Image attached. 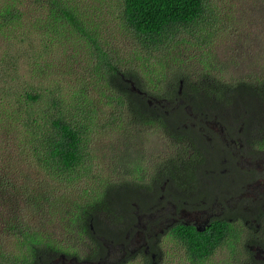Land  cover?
<instances>
[{
    "label": "trees",
    "instance_id": "obj_1",
    "mask_svg": "<svg viewBox=\"0 0 264 264\" xmlns=\"http://www.w3.org/2000/svg\"><path fill=\"white\" fill-rule=\"evenodd\" d=\"M26 1L35 11L44 12L43 17L36 18L33 14L34 19L27 23L22 10ZM113 1L120 9L114 14L131 37L134 52H139L131 53L128 60L106 48V42L98 36L97 25L84 22L86 15L80 10V0L0 3V35L8 37L15 31H23L28 33V40L38 31L40 36L57 44L66 39L71 48L77 41H84L90 56L87 74L85 70L76 74L81 57L72 52L65 61L61 57L57 63L32 62L42 84L29 85L19 92L10 85L0 87V105L6 96L12 99L5 101L9 111L0 113L3 116L0 131L13 124L19 128L17 152L9 153L7 159H14L16 154L19 158L26 155L38 171L50 178V183L34 180L18 167L22 183L15 190L8 178L3 179L6 182H2L3 186L21 197L11 194L4 201L0 199V237L4 236L8 244L13 239L8 250L0 245V264H64L79 254L76 245L85 241L95 261L100 251L102 255L108 251L106 241L116 233L124 236L127 228L137 223V210L149 211L148 194L158 198L163 186L179 185L186 195L191 194L190 190L208 186L214 193L225 190L229 198L240 196L247 180L240 175L230 180L222 172L223 165L232 167L237 160L223 142L225 139L233 142L240 127L250 136L253 132L249 125H258L256 136L261 139L248 140V155L255 158L258 151L264 150V78L223 83L210 71L208 76H213L216 84L201 89L200 82L192 79L190 69L181 66L170 69L162 56L156 59L154 54V50L161 49L169 52V44L179 33L203 21L208 9L209 14L214 13L205 0ZM64 52L62 55L67 56ZM157 63L168 69L161 76L152 67ZM69 75L75 79H71L74 85L67 79ZM15 79L17 75L0 72L1 83ZM219 123V129L212 126ZM152 124L164 129L181 149L177 160L162 163L155 177L147 182L152 175L129 154L132 149L126 152L122 147L133 146L136 140L144 141L146 146L145 127ZM97 127H110L111 132L124 137L118 140L120 145L109 157L125 165L123 170L105 175L96 168L88 148L89 134ZM1 150L0 144V153ZM85 178L89 180L81 185ZM90 183L94 187L87 188ZM207 191L200 196L204 201ZM221 198L216 207L223 214L215 216L205 231L183 222L173 232L174 244H180L188 256L198 258L199 262L227 241L232 243L233 236L242 233L258 237L255 226L237 222L242 216L251 218L249 209L253 204L241 199L240 208L229 207L225 197ZM3 202L8 212L3 210ZM187 202L192 200L184 201L183 209L194 208ZM263 216L264 210L253 214L258 220ZM51 226L58 227V231L49 229Z\"/></svg>",
    "mask_w": 264,
    "mask_h": 264
},
{
    "label": "rangeland",
    "instance_id": "obj_2",
    "mask_svg": "<svg viewBox=\"0 0 264 264\" xmlns=\"http://www.w3.org/2000/svg\"><path fill=\"white\" fill-rule=\"evenodd\" d=\"M1 1L3 0H0V3ZM205 1L209 4L210 9H213V15L209 14L208 9L205 21L200 20L191 29L179 33L175 40L169 44V52L166 49H161L160 51L154 50L156 59L162 56V60L167 61L170 69L176 66L190 69L194 74L192 79L200 82L201 89L207 84L210 87L216 84L214 83V77L208 76L210 71L221 79L223 83H235L239 80H262L264 78V0ZM112 2L114 1L112 0ZM28 4L27 1L23 2L24 7H22L24 19L28 20L27 23L34 19L33 14L36 18L43 17L44 12H37L34 10L33 5L29 6ZM116 5L115 2L111 3V0H80L79 2L81 12L86 15L84 16V22H91L97 25L98 36L106 42V48L111 53L125 57L128 60L131 53L139 52H134L135 48L131 37L124 32L122 20L117 18L113 12L120 11ZM35 7L39 6L35 4ZM27 38L28 33L23 31H15L8 37L0 35V72H9L17 75V79L15 80H2V83L0 80V87L10 85L19 92L29 85L42 84L43 82L31 66L32 62L43 63L44 61H49L50 63L54 61L57 63L58 58L62 57L63 61L67 60L68 57L70 58V55H73L72 52H76L75 54L76 56L78 55V58L81 57V64L77 67L76 74L83 73V70H85V73L86 70L89 71L88 58L90 56L87 53L89 50L84 41H80V43L77 41V45H74L72 49L66 39L64 43L57 44V41L52 40L51 42L45 36H40L38 31L34 34L32 33V36L28 40ZM63 51H65L64 54H67V56L62 55ZM30 56L31 58H29ZM152 61L156 60L152 59ZM152 67L160 73L159 76L168 70L167 68H162L158 63ZM57 75L59 76L60 73H57ZM72 76L75 77L74 74ZM73 77L71 75L67 76L70 83L71 79H74ZM85 77L89 80L88 75H85ZM78 78L80 79V77ZM71 84L74 85V83ZM5 101L10 102L12 99L9 96L5 97L4 103L0 105V113L9 111L10 109ZM0 116L2 115L0 114ZM11 121L8 119V122ZM210 123L213 124L215 122ZM212 126L219 129L221 124H214ZM145 128H148V135L145 138L146 146L144 141L136 140L133 146L129 148L123 146L122 150L127 152V150L130 151L132 149L129 154L139 160L147 173L152 175L146 179L147 182H150L153 179L152 177H155L154 174L158 173V169L162 163L179 158L177 153L180 151L181 145L169 137L164 129L154 124ZM111 131L110 127L107 129L97 127L92 134H89L91 139L88 148L89 154L94 158L96 168H99L100 172H103L105 175L119 172L125 167V165L121 166L120 163L115 162L116 160L109 158L112 152H116V146L120 145L118 140L124 139V137L117 135L118 133ZM240 131L235 133L237 137L235 136L234 141L236 143L227 141L225 144L234 152L235 158L247 160L243 152L247 151L248 140L261 138L256 136L254 132L249 136L248 131L244 129ZM17 137H19V128L14 124L8 125L7 129L3 128L0 131V144L3 149L0 153V199L2 197V201L13 194L12 190L3 186V183H6L3 179H9L13 190L22 183V173L16 171L18 167H21L22 170L24 169V172L34 180H47L50 183V178L43 171H38L35 163L31 158H27L26 155L19 158V154H16L14 155V159H7L9 153L13 154L17 152L15 151L17 150L19 140ZM113 141L115 143L111 144ZM7 143L9 146H7ZM118 155L124 157L122 154ZM240 155L242 157L239 159ZM255 167L259 168L260 171L255 184L261 189L264 186V159H262L261 164L255 165ZM252 169L253 166L245 167L246 171ZM88 180L89 178L83 179L81 185ZM89 187H94V183H90L87 188ZM255 191L256 188L250 186L245 194ZM3 193H5V196H1ZM14 197L21 196L19 193H16ZM3 210L8 212L5 202H3ZM59 217L61 218L63 215ZM49 229L58 231L57 229L59 228L51 226ZM12 240H9L10 243L8 244L5 242L4 236L0 237V245L6 246L8 250L13 245L11 244ZM84 244L76 245L79 252L76 256L81 258L82 262L92 261L93 254L91 253V248L86 246V241ZM175 246L178 247L173 241L167 240L163 243V249L167 250L166 256L170 259L166 264H184V261H186L184 259L185 256L182 254L184 253V249L177 250L182 251L180 252L181 256H179V252L175 253ZM13 252H15V247ZM106 256H108L106 258L107 261H113V258H117V254H113L110 248ZM235 256H237V253L231 254L229 248L224 245V247L214 252L209 262H205L204 264H239L240 259L238 260ZM73 261L72 259H68V261L65 260L64 262L72 264ZM126 264L138 263L130 260Z\"/></svg>",
    "mask_w": 264,
    "mask_h": 264
},
{
    "label": "flooded vegetation",
    "instance_id": "obj_3",
    "mask_svg": "<svg viewBox=\"0 0 264 264\" xmlns=\"http://www.w3.org/2000/svg\"><path fill=\"white\" fill-rule=\"evenodd\" d=\"M249 128L256 134L258 125L252 124L249 125ZM243 129L244 127L242 126L237 131ZM237 131L235 133H237ZM227 141L230 140L225 139L223 143L225 144ZM233 143H236V141L233 140ZM248 150L247 148V151L243 152L247 160H238L236 158L237 160L232 167H227L226 165L222 166V172L228 174V179L234 180V178L240 175L247 180L244 184L246 188L240 196H236L237 199H235L236 197H226L225 190L221 192L216 190L214 193L212 191L213 188H209L208 186V188L202 187L197 190H190V195L184 194L179 185H172L169 188L163 186L162 194L158 198L148 194L146 203L148 206H146L149 211L140 213L139 210H137L135 212L137 223L127 228L124 236H120L116 233L111 237L109 242L106 241V246H109L113 254H117V258H113V261H107V252L105 255H102L103 252L100 251V255L98 254L99 256L95 261L82 262V260L79 261L78 258L73 255V257L70 258L74 260L72 264H126L127 261L130 260L138 264H166L170 259L166 256L167 250L163 249V243L167 240H175L173 232L176 226L184 222L196 226L199 231H205L214 222V218L221 217V214H223L222 211L218 210L216 207V205H218L217 200H219L221 196L223 198L225 197L226 202L230 204L229 207L236 208H240L241 199H248L253 204L252 208L249 209L251 218L246 219L242 216L236 221L242 222L244 225L250 227L255 226L258 231V237L255 236V234L241 233L238 234L236 238L233 236L231 240L232 243L227 241L224 245L229 248L231 254L237 253L235 257H237L238 260L240 259L239 264H264V216L259 220L258 218H253L254 212L258 213L259 210H264V186L260 189L255 184L260 174L259 168H256L255 165L258 166V164H261L262 159H264V150L258 151V155L255 158L252 157V155H248ZM241 157L242 155H240L239 159ZM250 166H253V169L246 171L245 167ZM250 186L256 188V191L245 194ZM206 189H208V196L204 201L200 196L206 193ZM188 198H190L192 202L187 203L194 206L191 210L182 208V203L188 201ZM130 223L134 222L130 221ZM174 242L176 243V241ZM179 242H181V240H179ZM224 245L218 247L216 250L224 247ZM178 247L175 246V253L177 254L179 252V256H181L180 252L182 251L177 250L183 248L180 244H178ZM182 254L185 256L184 259H186L184 264H204L205 262H209L214 253L202 262H199L198 258H194L191 255L188 256L185 251ZM64 264H70V262H65Z\"/></svg>",
    "mask_w": 264,
    "mask_h": 264
}]
</instances>
